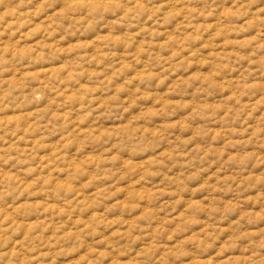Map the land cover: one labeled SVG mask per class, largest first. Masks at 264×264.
<instances>
[{
  "label": "rangeland",
  "instance_id": "1",
  "mask_svg": "<svg viewBox=\"0 0 264 264\" xmlns=\"http://www.w3.org/2000/svg\"><path fill=\"white\" fill-rule=\"evenodd\" d=\"M0 264H264V0H0Z\"/></svg>",
  "mask_w": 264,
  "mask_h": 264
}]
</instances>
